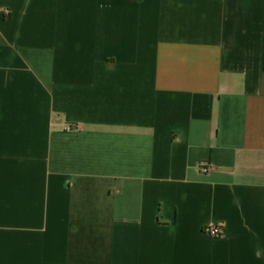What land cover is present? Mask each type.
Wrapping results in <instances>:
<instances>
[{
    "label": "crops",
    "instance_id": "crops-1",
    "mask_svg": "<svg viewBox=\"0 0 264 264\" xmlns=\"http://www.w3.org/2000/svg\"><path fill=\"white\" fill-rule=\"evenodd\" d=\"M0 264H264V0H0Z\"/></svg>",
    "mask_w": 264,
    "mask_h": 264
},
{
    "label": "built area",
    "instance_id": "built-area-1",
    "mask_svg": "<svg viewBox=\"0 0 264 264\" xmlns=\"http://www.w3.org/2000/svg\"><path fill=\"white\" fill-rule=\"evenodd\" d=\"M66 131H70V128H66ZM210 169L211 168L209 166H203L201 168V172L202 173H207V172L210 171ZM206 232H207L208 235H210L211 237H214V238L215 237H219L221 235V230L218 227H216V226H212L210 228H207Z\"/></svg>",
    "mask_w": 264,
    "mask_h": 264
},
{
    "label": "trees",
    "instance_id": "trees-1",
    "mask_svg": "<svg viewBox=\"0 0 264 264\" xmlns=\"http://www.w3.org/2000/svg\"><path fill=\"white\" fill-rule=\"evenodd\" d=\"M131 1H135V0H131Z\"/></svg>",
    "mask_w": 264,
    "mask_h": 264
}]
</instances>
